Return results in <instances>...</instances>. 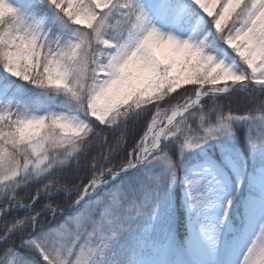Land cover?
Wrapping results in <instances>:
<instances>
[{
    "label": "snow or ice",
    "instance_id": "6c2138e0",
    "mask_svg": "<svg viewBox=\"0 0 264 264\" xmlns=\"http://www.w3.org/2000/svg\"><path fill=\"white\" fill-rule=\"evenodd\" d=\"M0 264H264V0H0Z\"/></svg>",
    "mask_w": 264,
    "mask_h": 264
},
{
    "label": "trees",
    "instance_id": "16d2710c",
    "mask_svg": "<svg viewBox=\"0 0 264 264\" xmlns=\"http://www.w3.org/2000/svg\"><path fill=\"white\" fill-rule=\"evenodd\" d=\"M234 114H237V115H246L247 113H245V112H243V111H237V112L234 113ZM101 211H103V208H101ZM185 229H186V228H185V224H184V226H182V227H181V230H180V232H181L180 238H181V239L183 238L184 234L186 233V230H185Z\"/></svg>",
    "mask_w": 264,
    "mask_h": 264
},
{
    "label": "rangeland",
    "instance_id": "374dc122",
    "mask_svg": "<svg viewBox=\"0 0 264 264\" xmlns=\"http://www.w3.org/2000/svg\"><path fill=\"white\" fill-rule=\"evenodd\" d=\"M185 228H186L185 230L187 231L186 222H185ZM73 259H74V257H73Z\"/></svg>",
    "mask_w": 264,
    "mask_h": 264
}]
</instances>
